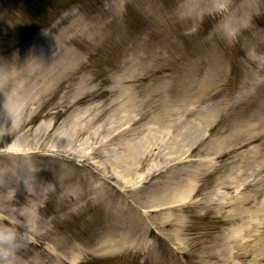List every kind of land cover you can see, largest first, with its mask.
<instances>
[{
  "label": "rangeland",
  "instance_id": "1",
  "mask_svg": "<svg viewBox=\"0 0 264 264\" xmlns=\"http://www.w3.org/2000/svg\"><path fill=\"white\" fill-rule=\"evenodd\" d=\"M0 264H264V0H0Z\"/></svg>",
  "mask_w": 264,
  "mask_h": 264
},
{
  "label": "clouds",
  "instance_id": "2",
  "mask_svg": "<svg viewBox=\"0 0 264 264\" xmlns=\"http://www.w3.org/2000/svg\"><path fill=\"white\" fill-rule=\"evenodd\" d=\"M6 239L7 237L3 233H0V244H2Z\"/></svg>",
  "mask_w": 264,
  "mask_h": 264
}]
</instances>
